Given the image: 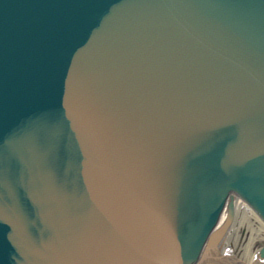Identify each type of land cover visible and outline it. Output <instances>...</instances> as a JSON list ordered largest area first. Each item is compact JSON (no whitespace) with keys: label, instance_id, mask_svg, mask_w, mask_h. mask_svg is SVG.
Returning <instances> with one entry per match:
<instances>
[{"label":"water","instance_id":"95a60500","mask_svg":"<svg viewBox=\"0 0 264 264\" xmlns=\"http://www.w3.org/2000/svg\"><path fill=\"white\" fill-rule=\"evenodd\" d=\"M236 197L264 221V0H0V264H205Z\"/></svg>","mask_w":264,"mask_h":264},{"label":"bare ground","instance_id":"6f19581e","mask_svg":"<svg viewBox=\"0 0 264 264\" xmlns=\"http://www.w3.org/2000/svg\"><path fill=\"white\" fill-rule=\"evenodd\" d=\"M234 204L235 213L227 230L225 243L224 245L221 244L222 246L219 249L222 250L224 253V251L229 252L230 248H234L235 246L239 249V251H241L242 255L240 254V257L241 259H243L241 260V262H239V258H236V260L238 261L236 263L235 260L228 258L227 255L222 254V256H220V254H217V252L216 256H213L214 260H212V262L206 261V264H264V256L261 257L259 253L254 254L252 252L253 241H256V237H260L261 234L262 236H264V221L243 199L236 197L234 200ZM217 246H219V244H217L216 247ZM212 248H214L215 250V247H210L207 250L206 255ZM219 249L217 251H219ZM231 255L232 254H230V256Z\"/></svg>","mask_w":264,"mask_h":264},{"label":"rangeland","instance_id":"374dc122","mask_svg":"<svg viewBox=\"0 0 264 264\" xmlns=\"http://www.w3.org/2000/svg\"><path fill=\"white\" fill-rule=\"evenodd\" d=\"M256 241L254 240L253 241V243H252V252L254 253V254H258V250H259V248H260V246L264 243V236H262V234L260 235V237H256ZM262 239V240H261ZM257 242V243H256ZM215 247V250L217 249V247H216V245L214 246ZM213 250H214V248H212L209 252H208V254L206 255V257H205V259H204V262H205V264H206V261H208V262H212V260H214L213 259V256L215 257L216 256V252H213ZM214 250V251H215ZM237 250H239L238 248H236L235 246H234V248H233V253L234 254H238V251ZM210 256V258H209V256Z\"/></svg>","mask_w":264,"mask_h":264},{"label":"flooded vegetation","instance_id":"af4514ba","mask_svg":"<svg viewBox=\"0 0 264 264\" xmlns=\"http://www.w3.org/2000/svg\"><path fill=\"white\" fill-rule=\"evenodd\" d=\"M224 243H225V242H222V243L219 244V246H217V249L215 250L216 253L218 252L217 254H220V256H222V254H223V255L225 254V255L228 256V258H230V259H232V260H235L236 263H237L239 260H240L239 262H241V260L243 259V258L241 259V257H240V256L242 255L241 251L238 250V254H237V253L234 254V253H233V247L230 248V251H229V252L224 251V253H223L222 250L219 249L222 245H224ZM221 244H222V245H221ZM218 249H219V251H217ZM231 250H232V251H231ZM215 251L213 250V252H215ZM220 252H222V253H220ZM230 252H231V253H230ZM230 254H232V255H231L232 258H231V256H230ZM240 254H241V255H240ZM236 256H237V257H236ZM238 256H239V257H238ZM243 256H244V255H243ZM233 258H235V259H233ZM236 258H237V259L239 258L238 261L236 260ZM238 264H241V263H238Z\"/></svg>","mask_w":264,"mask_h":264}]
</instances>
